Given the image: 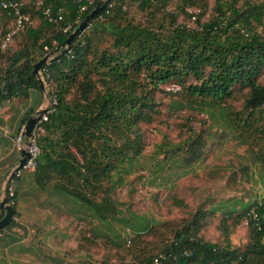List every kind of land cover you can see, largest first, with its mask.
Segmentation results:
<instances>
[{
  "label": "trees",
  "instance_id": "trees-1",
  "mask_svg": "<svg viewBox=\"0 0 264 264\" xmlns=\"http://www.w3.org/2000/svg\"><path fill=\"white\" fill-rule=\"evenodd\" d=\"M98 1L42 0L35 6L23 0H0L23 3L21 11L40 21L27 28L20 50L0 54V60L6 54L0 70V105L13 99L25 102L32 92L39 98L35 108L27 109L22 125L43 98L32 75L34 64L61 46ZM131 1L144 13L143 22L129 18L124 0H109L70 49L41 68L56 105L36 138L39 154L33 182L38 190L80 203L100 221L115 211L108 196L100 202L92 197L99 191L108 194L112 186L104 187L103 182H110L117 169L125 172L131 154L140 153L141 127L159 117L162 102L155 92L165 83H177L183 93L180 101L170 104L173 111L189 106L208 118L219 114L250 153L257 147L264 157V84L259 82L264 71V0H217L215 17L204 24L197 20L194 28L176 25V16L165 11L172 0ZM180 2L201 5L202 13L207 8L199 0ZM47 7L52 15L61 10L60 27L69 25L68 32L58 31L44 18ZM11 19L12 14L0 8L1 35ZM237 99L240 109L234 106ZM190 141L187 163L199 158L202 147L200 138ZM12 200L16 215V194ZM205 216L196 212L170 230L173 236L161 243L159 253L141 256L138 263H151L162 255L165 264H264V194L261 202L245 206L238 215L247 224L248 243L242 250H233L226 239L222 244L202 240ZM13 225L11 221L5 229ZM156 231L146 226L140 232ZM222 232L227 237L225 227Z\"/></svg>",
  "mask_w": 264,
  "mask_h": 264
},
{
  "label": "rangeland",
  "instance_id": "rangeland-1",
  "mask_svg": "<svg viewBox=\"0 0 264 264\" xmlns=\"http://www.w3.org/2000/svg\"><path fill=\"white\" fill-rule=\"evenodd\" d=\"M199 1L206 2L204 13L199 7L201 5L186 6L180 0L170 1L165 11L176 16V25L194 28L197 20L199 24H204L210 22L216 14L217 0ZM23 2L39 6L42 0ZM124 5L129 18L144 21V13L137 10L135 3L124 0ZM30 22L27 26L29 29L35 28L40 21L30 16ZM27 28L14 39L8 53L20 50ZM47 34L50 35L51 30H47ZM50 52L53 51L47 54ZM5 55L0 60V70L6 65ZM57 55L54 53L49 60ZM259 82L264 84V71ZM180 89L175 82L160 85L155 94L157 100L162 102L161 113L153 124L142 125L140 153L136 156L131 154L133 159L124 165L125 172H118L117 169L110 182H103L104 187L112 186L108 194L99 191L92 197L100 202L105 195L108 196L115 211L112 217L100 221L80 203L59 193H49V197L58 194L67 198L68 203L64 204L75 215L71 229L77 248L67 247L66 254L60 256L55 252L56 246L66 238L54 236L53 241L45 237L38 259L41 264H136L141 256L157 255L161 243L172 238L173 232L170 230L191 220L196 212L206 215L199 233L202 240L222 244L226 239L233 250H242L246 246L247 224L244 219H238V215L245 206L261 202L264 194V157L255 150L257 147L250 153L247 146L236 138L237 132L230 130L219 114L208 118L207 113L189 106L173 111L170 104L183 97ZM44 90L42 107L48 101V90ZM239 101L237 99L234 103L237 109L241 107ZM10 104L15 107L12 100ZM197 137L202 144L198 150L199 158L184 162L188 158L185 151L188 139L192 142ZM245 167L246 173L243 170ZM31 174L23 172L21 178H32ZM22 185L16 182L13 185L16 212L18 209L24 211L25 202L29 201L35 191L33 188H20ZM0 188L2 190V185ZM36 196V202H40L43 196ZM20 223L19 218L18 223L4 229L2 233L13 235L4 240L14 241L17 255L28 256L30 251L18 240H22L27 233V229ZM146 226L158 231L154 234L140 232ZM222 227L227 229V237L223 235ZM6 255L7 251L0 248V262L15 263Z\"/></svg>",
  "mask_w": 264,
  "mask_h": 264
},
{
  "label": "crops",
  "instance_id": "crops-1",
  "mask_svg": "<svg viewBox=\"0 0 264 264\" xmlns=\"http://www.w3.org/2000/svg\"><path fill=\"white\" fill-rule=\"evenodd\" d=\"M12 101L15 104L14 108L13 105L10 104L11 101L1 103L0 105V187L3 183L5 174L12 170L18 162L19 153L14 146L13 140L19 134L21 128L24 127V125H22L24 114L29 107L35 108L38 105V100L33 94H31L30 98L26 99L25 102L21 99H13ZM42 104L43 101L39 104L37 110L42 107ZM18 183L23 184L20 188L23 187L27 190L33 188V190H35L33 195L30 196L29 201L25 202L26 206L24 205V211L18 209L16 212V215L22 222L20 225L27 229L26 236L23 237L22 240H20V238L18 240L24 245L26 250L30 251V255H17L15 243H13L14 241L4 240L8 236L13 237V235L2 233L0 234V248L7 251L6 256L9 260L11 259L15 262H9L7 264H41V261L38 259H40L39 253L41 244H44L45 237L53 241H55L54 236L66 238L64 241L59 242L61 244L58 246L55 245V252L60 256L66 254L67 247L76 249L77 243L74 241L75 237L72 236L71 229L75 215L71 209L64 204L66 202L68 203L67 198H63L58 194L49 197V193L51 192L48 191H42L40 193L36 186L32 187L34 182L31 177L26 179L20 177V179L16 181V184ZM38 194L43 196L40 202H36L38 199L36 195ZM2 196L3 192L0 188V200ZM30 200L33 201L30 202ZM1 210L0 208V214ZM50 231H53V233ZM44 256L45 255H43L44 260L47 261L46 256ZM66 261L67 260H65V262ZM2 262L3 261H1L0 264L6 263Z\"/></svg>",
  "mask_w": 264,
  "mask_h": 264
},
{
  "label": "built area",
  "instance_id": "built-area-1",
  "mask_svg": "<svg viewBox=\"0 0 264 264\" xmlns=\"http://www.w3.org/2000/svg\"><path fill=\"white\" fill-rule=\"evenodd\" d=\"M22 5L23 3H18V2L0 3V8L4 10H8V13L12 14V19L8 25V30L4 35L0 34V54L7 51L10 48V46L13 44L14 39L20 33H22L31 23L30 16L28 14L23 13L20 9ZM83 10L84 7H82L79 12H82ZM42 15L50 24H53L58 31L66 33L70 30L69 25H67L64 28L60 27V22L62 20L61 10H58V13L56 15H52L50 8L47 7L46 9L43 10ZM192 19H194V17ZM40 75L42 80L45 82L42 74V70L40 71ZM45 85L48 90L49 101L45 106V110L41 115L38 116L37 121L33 125L31 136L29 138V146L27 148L29 153V158L26 160L25 164L20 169L15 170L16 167H14L12 170L7 172L3 179V183H6L4 193L6 194L8 198V203L11 207H13L12 199L14 198L13 185L18 179H20L23 172L31 173L34 171L36 166V158L39 154V149L36 145V138L39 134L43 133V124L48 121V117L50 114H52V112L54 111V106L56 105L55 99H53L49 95L50 90L46 82ZM22 133H23V127L21 128L19 134L13 140L14 146L17 152L19 153V158H20L21 150L25 148V144H24L25 138L22 135ZM11 221H13L14 223H18L19 220L17 218V215L13 214ZM165 261L166 258L162 255H159L153 258L151 263H136V264H165Z\"/></svg>",
  "mask_w": 264,
  "mask_h": 264
},
{
  "label": "water",
  "instance_id": "water-1",
  "mask_svg": "<svg viewBox=\"0 0 264 264\" xmlns=\"http://www.w3.org/2000/svg\"><path fill=\"white\" fill-rule=\"evenodd\" d=\"M109 0H99L95 8L88 14L86 15L81 22L79 23L78 27L68 36V38L65 40V42L56 48L53 52H50L49 54L45 55L41 60H39L37 63L34 64L33 70H32V75L35 76L40 84V87L42 90H46L47 87L45 85V82L42 80L40 71L43 65H45L51 55L59 51L60 48H62L61 52L56 56V58L60 54H65L71 47L72 42L74 41L75 38L79 37L89 26L90 22H92L99 14L106 9L108 6ZM44 90V91H45ZM48 94V92H47ZM48 101L49 97L47 95ZM47 101V103H48ZM46 106V105H45ZM45 106L41 107L39 110H37L32 116L29 117V119L26 121L24 127H23V133L22 135L25 138V148H23L20 152V158L18 159V162L16 164V168L20 169L26 162V160L29 158V153H28V146H29V138L31 136V131L33 128L34 123L37 121L38 116L43 113L45 110ZM6 183L2 184V192L3 196L0 200V208L3 210V216L0 219V232L3 231L8 224L11 222L12 216L14 214L13 207H11L8 203V198L6 194L4 193Z\"/></svg>",
  "mask_w": 264,
  "mask_h": 264
}]
</instances>
